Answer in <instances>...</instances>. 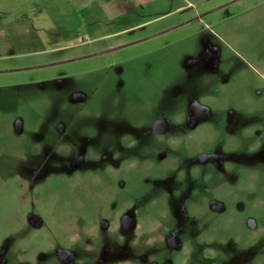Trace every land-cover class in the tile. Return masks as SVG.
I'll return each mask as SVG.
<instances>
[{"label":"rangeland","instance_id":"rangeland-1","mask_svg":"<svg viewBox=\"0 0 264 264\" xmlns=\"http://www.w3.org/2000/svg\"><path fill=\"white\" fill-rule=\"evenodd\" d=\"M0 264H264V0H0Z\"/></svg>","mask_w":264,"mask_h":264},{"label":"water","instance_id":"water-1","mask_svg":"<svg viewBox=\"0 0 264 264\" xmlns=\"http://www.w3.org/2000/svg\"><path fill=\"white\" fill-rule=\"evenodd\" d=\"M218 8H219V7H218ZM218 8H216V9H218ZM216 9H212V10H210V11L204 13V14L197 15V16H195L193 19H197V18H199V17H202V16H204L205 14L210 13V12L216 10ZM110 50H111V49H110ZM165 129H166V127H165V123H164V120H163V119H162V120H158V121L154 124V130H155V132H157V133L163 132V131H165Z\"/></svg>","mask_w":264,"mask_h":264},{"label":"flooded vegetation","instance_id":"flooded-vegetation-1","mask_svg":"<svg viewBox=\"0 0 264 264\" xmlns=\"http://www.w3.org/2000/svg\"><path fill=\"white\" fill-rule=\"evenodd\" d=\"M224 6H226V5H224ZM224 6H223V7H224ZM205 13H206V12H205ZM201 14H204V13H201ZM201 14H198V15H201ZM207 14H208V13H207ZM207 14H205V15H207ZM205 15H204V16H205ZM196 16H197V15H196ZM204 16H202V17H204ZM199 18H201V17H199Z\"/></svg>","mask_w":264,"mask_h":264}]
</instances>
